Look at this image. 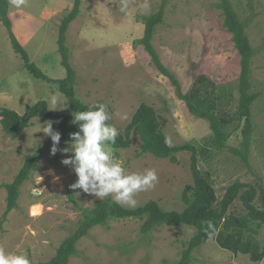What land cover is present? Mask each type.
Masks as SVG:
<instances>
[{
    "label": "rangeland",
    "instance_id": "rangeland-1",
    "mask_svg": "<svg viewBox=\"0 0 264 264\" xmlns=\"http://www.w3.org/2000/svg\"><path fill=\"white\" fill-rule=\"evenodd\" d=\"M164 1V20L153 38L163 63L178 77L183 92L191 90L200 74L207 75L226 91L227 113L236 110L241 56L232 33L225 27L218 7L220 0H126L123 11L122 0H83L66 38L76 70L77 96L86 104L107 103L120 131L125 130L141 103L154 107L171 145H197L199 166L212 177L219 198L237 179L264 186V0H232L241 17L249 22L247 31L256 49L252 81L261 92L253 107L250 165L228 150L209 149L205 140L212 134L209 121L189 111L171 80L159 71L138 42L145 31L142 15L156 12ZM73 4L74 0H26L19 9L10 4L16 36L31 60L49 77L66 75L58 35L61 20ZM53 96L58 106H68L63 93L26 68L0 20V108L24 114L28 107L45 99L53 111L64 113L67 107L54 109ZM122 115L127 119H121ZM43 124L35 120L18 138L7 134L0 124V220L7 208V190L2 184L14 180L26 154L37 152L46 138L40 132ZM132 138L129 148L113 147L115 157L123 159L128 173L155 169L159 178L154 188L136 194L137 206L156 200L165 210L184 209V190L193 184L191 152H178L179 162L175 163L143 152L140 137ZM242 138L240 129L228 143L238 147ZM58 147H66L65 141L61 140ZM64 158L59 151L53 156L49 150L22 185L18 206L0 227V247L6 252L26 253L31 263L50 260L101 200L70 187L76 176L61 163ZM35 206H40L38 213L32 211ZM230 212L246 213L240 199ZM141 225L138 218H125L94 226L78 240L77 252L68 264H176L195 234L189 226H159L144 234ZM191 264H264V225L257 234L238 228L221 230L195 251Z\"/></svg>",
    "mask_w": 264,
    "mask_h": 264
},
{
    "label": "trees",
    "instance_id": "trees-1",
    "mask_svg": "<svg viewBox=\"0 0 264 264\" xmlns=\"http://www.w3.org/2000/svg\"><path fill=\"white\" fill-rule=\"evenodd\" d=\"M83 0H74L73 8L62 18L58 45L62 56V64L66 69L63 78L49 77L31 60L30 54L20 42L13 30L10 18V0H0V20L6 26L14 50L22 57L26 68L39 79L46 80L54 90L63 93L68 99L67 110L64 113L53 111L47 100L41 99L27 108L26 113L3 107L0 108V124L2 129L13 138L20 137L31 127L35 120L41 123L52 121L53 129L61 133V140L68 141L69 134L78 130L72 124L74 111H86L90 105L84 103L76 93V70L70 61L69 48L66 45L67 31L70 24L79 16ZM218 7L224 15V24L232 33V39L241 56V74L237 86L238 102L233 113H227L225 102L226 91L220 88L210 77L200 74L190 91L183 92L178 77L163 63L161 56L153 44L157 26L163 22L166 12L165 1L160 8L151 14L142 15L141 21L145 25L144 36L138 40L143 44L151 56L153 64L167 76L175 87L177 96L183 100L189 111L199 118L209 121L212 134L208 136L206 145L214 151L228 150L239 156L245 164L250 165V149L254 138L253 107L261 95L255 89L252 81V64L256 49L248 34L249 22L241 17L232 0H220ZM228 100V101H227ZM244 120V124L242 121ZM108 123L113 124L112 119ZM115 126V125H114ZM242 131L240 146H232L228 139L238 130ZM119 131L114 148H129L133 142V135H138L142 141L141 149L159 158H168L172 162H179L178 152H191V171L193 184H189L183 193L185 204L182 210H165L158 201L148 200L135 208L116 204L111 197L98 201L92 212L86 215L59 246L57 253L48 261L31 264H68L70 257L77 252L76 244L89 230L96 225H107L111 220L138 218L142 220L141 231L148 234L159 226H189L195 229V234L189 240L182 256L176 264H191L195 258V251L209 240L204 232L206 224L211 221L218 230L231 231L235 228L259 233L264 225V186L243 182L240 179L230 184L224 195L219 198L212 177L201 170L199 166V148L193 143L180 146L166 144L167 136L163 133L162 124L154 107L146 102L141 103L131 122L124 131ZM169 141V140H168ZM52 141L46 137L37 152L25 155V161L14 180L4 183L7 190V208L0 220V227L7 219V215L18 206V199L22 185L29 176L39 168V161L51 149ZM207 154L210 151L206 152ZM240 199L246 213L230 212L231 206Z\"/></svg>",
    "mask_w": 264,
    "mask_h": 264
},
{
    "label": "clouds",
    "instance_id": "clouds-1",
    "mask_svg": "<svg viewBox=\"0 0 264 264\" xmlns=\"http://www.w3.org/2000/svg\"><path fill=\"white\" fill-rule=\"evenodd\" d=\"M12 7L19 9L26 5V0H10ZM126 0H122L121 10L126 8ZM51 103L56 110H63L67 105H59L55 96ZM72 124L78 130L69 134L66 147L59 148L61 133L53 129V122L48 121L41 125L40 132L50 137L52 146L50 154L55 156L59 151L65 156L61 163L68 166L75 173L76 180L70 185L72 189H80L84 193L98 199L111 197L119 205L131 208L137 206V193L147 191L158 183L155 169H145L143 173H128L123 159H117L113 150L118 129L108 123L112 119L107 103L90 105L86 111L71 113ZM121 119H127L122 115ZM166 144L170 143L166 139ZM204 232L209 239L218 235L217 227L211 222H204ZM0 264H31L26 253L6 252L0 247Z\"/></svg>",
    "mask_w": 264,
    "mask_h": 264
},
{
    "label": "bare ground",
    "instance_id": "bare-ground-1",
    "mask_svg": "<svg viewBox=\"0 0 264 264\" xmlns=\"http://www.w3.org/2000/svg\"><path fill=\"white\" fill-rule=\"evenodd\" d=\"M39 210H40V206H35V207H33V210L32 211H33V213H38Z\"/></svg>",
    "mask_w": 264,
    "mask_h": 264
}]
</instances>
